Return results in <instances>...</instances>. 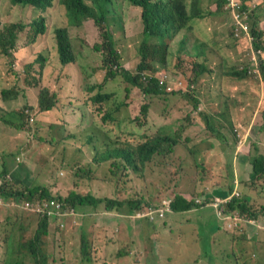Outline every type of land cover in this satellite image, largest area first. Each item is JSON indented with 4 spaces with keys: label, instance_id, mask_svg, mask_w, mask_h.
Instances as JSON below:
<instances>
[{
    "label": "rangeland",
    "instance_id": "obj_1",
    "mask_svg": "<svg viewBox=\"0 0 264 264\" xmlns=\"http://www.w3.org/2000/svg\"><path fill=\"white\" fill-rule=\"evenodd\" d=\"M59 1L47 5L46 10H38L23 5L13 8L6 5L3 8L5 0H0V29L5 24L21 22L28 26L22 33H31L34 27L32 22L35 23L40 16V23L44 22L47 28L38 43H34L37 53L46 38L50 45L49 34L55 27H67ZM153 1H162L166 5L172 2ZM119 2L122 10L114 18L123 36L117 49L121 52V67L133 72L139 62L142 10L130 5L127 0ZM250 2L260 10L259 25L262 29L261 38L264 39V0ZM198 7L204 10V16L189 21L184 28L190 26L192 29L187 33L183 31L169 41L168 65L156 71V77L165 83L163 95L144 98L139 91L132 94L134 103L131 112H139V105L148 102L149 120L154 124L142 129L135 128L129 123L131 114L127 108L117 115L120 126L114 128L121 127L131 132L132 138L126 140L129 143L108 140L105 147L103 134L95 133L90 111L83 104L81 71H77V66L57 71L59 66L50 63L53 67L46 66L40 70L35 63L31 73L32 83L28 87L24 85L23 91L22 86L14 87L16 83L13 78L4 83L8 78L0 75L3 88L14 87L18 92L15 101L7 99L8 106L3 105L0 97V107L4 106L0 109V158L6 163L23 167L30 175L39 176L16 185L10 180L8 171L0 174V190L4 186L6 189L0 192L9 195L8 206L0 208V264H14L20 257L24 264H37L21 245L34 236L39 218L44 213L40 208L15 205V200L22 199L11 194L26 188L44 186L58 196V192H55L57 185L82 197L91 195L97 200H109L123 205L111 210L107 209L105 203L78 204V209L72 208V205L65 208L62 216L56 218L62 225L61 230H56V223L49 226V234L43 238L42 247L39 248L47 257V264H85L81 260L84 238L92 259L90 264H211L205 253L221 251L223 255L234 252L235 257L220 260L216 264H264V179L256 181L253 188H246L242 182L250 170L248 162H245L247 156L254 153V146L260 147L257 154H264V130H261L264 125V85L257 91L250 82H239L227 76L232 68L249 65L250 60L255 61V65L260 68V51L254 52L247 38L235 36V40L227 32H222L224 28L230 29L232 24L228 19L230 14L223 7L220 15L211 14L217 10L216 1L199 0ZM233 17V24L241 22L242 18L238 14ZM68 27L74 34H81L80 38L74 39L73 47L75 52H85L84 70L91 72L98 68L101 58L94 48L102 43V39L92 24L85 23L80 28ZM115 34L119 35V32ZM184 34L185 40L178 41L179 36ZM36 56L31 54L28 58L35 60ZM16 58L6 56L3 61ZM49 58L57 61L53 54ZM26 62L16 60L15 69L20 75L29 68L24 65ZM195 64L205 66L210 72L204 73L194 85L189 86V91L194 90L199 100L197 109L193 111V104L183 96V99H178L167 93L173 90L175 79L189 81V70ZM174 65L180 72L174 74ZM249 67L252 69V65ZM184 71H188L187 75H184ZM121 80L120 76L117 82ZM43 89L58 90L62 98V102L53 111H40L38 100ZM1 90L4 89L0 88V94ZM122 92L118 94L117 102H126L131 96L123 89ZM26 100L33 106L31 118L36 113L42 120H38L39 124L33 123L31 131L12 130L11 124L3 118L19 123V114L10 111L23 107ZM111 105L115 109V104L111 102ZM21 111L28 112L24 108ZM51 121L65 124L69 132L85 127L89 133L86 138L94 136L92 142L83 139V135L76 137V140L69 137L64 139V131H61L63 126L59 125L56 130L51 127ZM96 122L102 125L99 119ZM111 132L114 133V130L111 129ZM15 133L21 137L13 145ZM173 135H176L177 144H169L173 148L170 153H154L144 161L139 153L132 154V150L137 151V145L147 136L150 139L145 147L152 144L153 137ZM94 147H98L99 152ZM115 149L126 151V154L131 155L133 163L129 164L124 157L102 160V156L105 157ZM231 183L232 188H238L241 195L249 197L248 207L251 211L260 215L257 223L260 230L254 234L247 236L245 231L235 230L232 221L219 217L216 210L207 203L197 212L165 218L172 213L170 202L176 195L186 194L196 199L201 192L224 188ZM63 194L66 192L63 191ZM131 201L141 202L142 206L139 209L131 208ZM155 205L165 207L160 213L162 217L155 216L154 220H149L144 215L146 210L136 216L144 206ZM12 207L16 208L14 212ZM164 218L166 224L162 221ZM172 218L175 220L174 225ZM181 219V223L176 222ZM213 237L216 238L215 242ZM125 251L132 253V257Z\"/></svg>",
    "mask_w": 264,
    "mask_h": 264
},
{
    "label": "trees",
    "instance_id": "obj_2",
    "mask_svg": "<svg viewBox=\"0 0 264 264\" xmlns=\"http://www.w3.org/2000/svg\"><path fill=\"white\" fill-rule=\"evenodd\" d=\"M53 1L54 0H5V3L2 5L3 8H5L6 5H9L12 8L23 5L24 7L31 6L36 9L46 10V6L53 5ZM171 1L172 2L167 3V5L162 1L157 2L153 0L128 1L129 4L134 7H142V14L140 16V20L142 22V33L140 34L141 46L139 48V62L135 66L133 72L127 71V69L124 70V68L121 67V52H119L117 49L118 44L122 41L121 38L123 36L119 27L116 26L117 19L114 18L119 10H122V4L119 2V0H60L59 4L60 7H62V14L67 17L70 26L80 28L84 27L85 23H91L95 32L102 39L101 44H94V50L100 55L99 59L101 58L98 63L99 67L91 72H86L84 70L85 63L83 62V57L85 52H75L73 47L74 39L80 38L81 34L80 32L74 34L68 27L69 25L64 28L55 27L54 30L49 34L50 45L48 44L46 38L45 44L41 45L42 49L36 53L34 43H38L40 37H42L41 35L47 28V25L44 22L40 23V18H38L35 23H33L34 21L32 22L34 27L31 30V33H29L30 31L26 34L22 33L28 26L21 22H14L2 26L0 29V75H2L3 78H8L4 83L8 82L10 78H13V81L16 83L14 84V87L22 86L23 91L24 85L28 87V85L32 83L31 73L35 69V63L39 65L40 70H44L46 66H52L51 64H57L59 66L57 71H61L64 67L73 65L77 66V71H81L80 89L83 94V104L87 106L90 111V117L92 125L95 127V133L98 135L103 134L105 147L108 140L129 143L126 140L129 139V137L132 138L133 134L127 130H123L121 127L114 128L115 126H120V119L117 115H119L122 110L127 108L131 114L129 123L135 128L142 129L154 124L149 120L150 115L148 114V102L144 101L141 105H139V112H131L130 108L134 103L132 100V94H134L136 91H139L144 98L147 96L163 95L165 83L156 77V71L157 69L168 65V62L166 61L170 47L169 41L172 40L174 36L177 37L178 34H182L183 31H186L185 33L190 31L192 29L190 26L184 28V26L189 21H192L194 18H202L204 16V10H201L198 7L199 0ZM214 1L217 2V10L211 12V14L214 16L220 15L222 13V7L226 13L230 14L228 19L232 25L230 26V29L224 28L222 32H227L236 40V32L233 29L234 11L229 5V1L210 0V2ZM241 2H244L245 10L249 11V19L246 18V21L250 23V20L254 19L253 22H251V32L252 37L254 38L252 41V50L256 53L260 51V53H258L260 54L259 58L261 61L259 62L260 68L257 66V72L261 74V80L264 82V39L261 38L262 30H258V26L253 24L257 22L254 16L260 17V11L251 4L250 0H241ZM244 8L240 10L241 13H245ZM6 11L8 10H4V12ZM91 21H93V23ZM121 22L124 23L123 18H121ZM115 32H119V35L115 34ZM85 38L87 40L89 39L86 34ZM184 40L185 34L179 36L178 41ZM200 46H202V43H200ZM31 54L37 55L35 60H30L28 58ZM50 54H53L57 61H51L49 58ZM6 56L18 58L15 60L3 61ZM195 57H197V54ZM16 60L28 61L24 65L29 68L22 71L21 75L19 74L18 70L15 69L17 66ZM250 62L251 63L249 65L253 63V60H250ZM246 66L239 67V69L237 67L232 68L227 76L238 80L239 82H244L245 80L258 81V76L256 74L247 72ZM52 67H50L49 70ZM173 72L174 74L178 73L180 72V69L174 65ZM208 72L210 71L203 65H192L191 69L189 70L190 76L188 77L189 81H187L186 88L179 86L177 84L178 79H175L173 90L167 94L175 95L178 99H183V96L187 102L193 104V111L196 110L199 100L196 98L194 90L189 91V86L194 85L193 83H195L197 79H199L204 73ZM187 73L188 71H184V75H187ZM120 76L122 77V80L117 82ZM172 76L177 78L175 75ZM222 76L225 77L226 75ZM180 79L183 80V77L180 76ZM1 80L2 79H0V88L4 90H1L2 94H0V97L3 105L8 106L7 99L16 100L18 92L14 87H12V89L3 88ZM20 80H23V82ZM116 86H119L121 89H117ZM122 89L125 90L127 95L131 96L128 97L126 102H124V100L117 102L116 98L120 91L122 92ZM61 102L62 98L58 93V90L43 89L40 92L38 104L41 112L53 111ZM111 102L115 104V109L112 108ZM4 106L0 107V109H3ZM22 108L28 112L24 113L21 111ZM11 112H14L15 115L19 114V117L21 118L19 123H12L11 121H8V118H3L5 122H9V124H11L12 130L31 131L34 128V124H39L38 120H41L36 113L31 118L33 106L29 105L27 100L23 104V107L14 109L10 111V113ZM262 115L264 118V111ZM97 119L102 122V125L96 122ZM109 121L111 122L109 123ZM59 125H62L64 128L61 130L64 131L62 134L63 138L69 137V139L76 140V137L79 135H83L84 137V134L88 133V130L85 129V127L69 132L67 131L66 125L63 123L52 122L51 127H55L57 130ZM111 129L114 130V133L111 132ZM261 130H264V125L262 126ZM93 137L94 136H92V139ZM175 137L176 135L153 137L151 140L152 144L150 146L145 147V144L149 143L148 139L145 143L137 145L139 146L138 150H132V154L135 152L139 153V157L142 159V161H144L149 155L154 153H170L172 152L173 148H170L169 144H177V139ZM50 142L52 143V141ZM254 143L258 145L256 141H254ZM259 149V146H254V153L250 156H247L245 163L248 162L250 170L246 173L247 178L243 177L242 180L246 188H253L256 181L264 179V154H257L260 152ZM126 153V151L115 149L106 154L105 157L102 156V160L105 159L106 161L111 158L124 157L127 158L129 164H132L133 161L131 159V155L129 156ZM229 186L212 189L208 193L211 194L212 192H215L216 195L217 193L223 191L226 193V196H230L233 194L235 189L238 190V188H232V183ZM2 189H5V186ZM2 189L0 191H2ZM238 191L239 197H232L230 202L222 205L220 208L213 204L214 199L211 200L209 195L206 193H200L198 195V198L200 199L199 201H194L195 198H192L188 195H186V197L176 195L175 198L170 202V209L172 213H169L165 218L168 216H174L175 214L188 215L189 213L197 212L199 209L206 206L204 203H207L216 210L218 216L222 219L233 220V217H228L229 215L226 214L238 212L240 217L243 219L256 220L258 215L253 213L251 211L252 209L248 207L249 197L246 195H241V191ZM11 195L16 198L21 197L22 201L25 200L24 202H33L34 204H43L48 200L60 198L64 203L65 208H68L72 205V208L76 209L80 207L78 204L97 205L99 203H105L107 205V209L109 210H111L113 207H119L123 205V203H117L109 200H97L91 195L82 197L80 194L75 192H71L67 198H63L59 195L55 196L47 187L44 186L35 187L33 189L26 188L21 192H16V194L12 193ZM201 195H204L208 198L201 197ZM215 195H212V197ZM2 197L5 199L3 201V205H6L9 199L8 193L2 192ZM129 205L131 208L136 209H139L142 206L141 202L134 201H131ZM149 208L151 210H158V208L154 206H149ZM149 208H147V212L151 211ZM58 217H60L59 214ZM165 218L162 221H164L166 224L167 222ZM39 219L40 222L38 229H36L34 236L29 239L28 242L22 245V247L27 248L28 251H30L32 259L37 264H47V257L44 255L42 248L40 251L39 248L40 246L42 247L43 238L49 234V226L56 223V230L60 231L62 225L57 222L55 216H47L45 213L41 214ZM171 221L172 225H174L175 220L172 218ZM182 221L183 219L177 220L176 222L181 223ZM21 230H23V228H21ZM212 240L215 242L216 238L213 237ZM81 251L83 254V263L90 264L92 259L91 255L88 253L85 238L83 239ZM125 253L129 257H132L133 255L128 251H125ZM205 254L210 260L211 264H216L223 259L230 260L232 257H235L234 252H227L224 255L223 251L220 253L206 252ZM22 259L23 258L20 257L19 260L14 264H24ZM212 260H214V262H212Z\"/></svg>",
    "mask_w": 264,
    "mask_h": 264
},
{
    "label": "clouds",
    "instance_id": "obj_3",
    "mask_svg": "<svg viewBox=\"0 0 264 264\" xmlns=\"http://www.w3.org/2000/svg\"><path fill=\"white\" fill-rule=\"evenodd\" d=\"M55 1V0H54ZM54 1H53V3H54ZM129 0H127V2H128ZM240 1V3H241V8H240V10L242 9V8H244V2H241V0H239ZM245 1V0H244ZM129 3V2H128ZM31 7V6H30ZM137 8V7H136ZM47 9V8H46ZM140 9L142 10V7H140ZM38 10H40V9H38ZM244 10H245V8H244ZM61 11V10H60ZM234 11V14H239V16H241V22H236L234 25H233V29L235 30V36H243V37H245V38H247L250 42H251V44H253L252 43V41H253V37H252V32H251V29H252V23H248V21H246V18H248L249 19V11L248 10H245V13H241L240 11H236L235 12V10H233ZM61 14H62V11H61ZM62 16L64 17V23H66L67 24V26L68 25H70L69 23H68V20H67V17L64 15V14H62ZM141 16V15H140ZM40 16H38V18H39ZM260 18V17H259ZM252 38V39H251ZM252 65V69L249 67V65H247L246 66V69H247V72H249V73H253V74H256L257 76H258V78H259V80L258 81H256V82H258L259 84H263L264 85V82L261 80V74H259V72H257L258 71V68H257V65H255V61H253V63L251 64ZM181 81V80H180ZM182 82V87L183 88H186V86H187V82H184V81H181ZM81 90V89H80ZM38 117H39V114H38ZM40 119V118H39ZM42 120V119H41ZM57 123V122H56ZM67 128V127H66ZM86 135H89V133H86V134H84V137H83V139L85 138V139H88V141L87 142H92V136H90L89 138H86ZM144 138V137H143ZM64 139H67V138H64ZM148 139H150L148 136H147V138L145 139V140H143V141H141L140 143L142 144V143H145ZM105 142V141H104ZM94 149L97 151V152H99V148L98 147H94ZM6 168L4 167V169H3V172L2 173H6ZM61 188V187H60ZM61 190H62V192L63 191H65L66 192V194H64V195H60V194H58L59 196H61V197H63V198H67L68 196H69V194L72 192V191H68L67 189L65 190V189H62L61 188ZM236 194H238V196H236ZM0 200H1V204H0V207L3 205V197H2V192H0ZM214 197V196H213ZM212 197V199H214V201H213V204L215 203V201L216 200H218V201H220V203L217 205V207H221L222 205H224V204H226V203H228V202H230V199L232 198V197H239V191L237 190V189H235L234 190V192H233V194L232 195H230V196H225L224 198H220V197H216V198H213ZM211 199V200H212ZM55 200H59L61 203H62V205H61V209H60V217H61V214L63 213V211H64V209H65V206H64V203L61 201V199L59 198V199H55ZM200 199L199 198H196V199H194V201H199ZM27 202H24V204H22V206L25 208V204H26ZM30 203H33V202H30ZM34 204V203H33ZM38 204V203H37ZM154 207H156V208H159V207H161V206H157V205H155ZM147 208H149V206L148 207H143L142 208V210L141 211H139V212H137L136 213V216L138 217L139 215H140V213H143V210L145 211ZM145 213V212H144ZM226 215H229L228 217H233V220H230V222L233 224V228L235 229V230H238V231H245V234L248 236V235H252V234H254L255 232H257V231H259L260 230V227L257 225V223L259 222V219H260V215H258V217H257V219L256 220H247V219H243V218H241L240 217V215L238 214V212H234V213H229V214H226ZM57 218H59V217H57ZM253 228L254 230L251 232V234H249V228ZM242 235V234H241ZM21 247H22V245H21ZM25 249H27V248H25ZM28 250V249H27ZM29 254H30V251H29ZM31 256V255H30ZM81 260H82V258H81Z\"/></svg>",
    "mask_w": 264,
    "mask_h": 264
},
{
    "label": "crops",
    "instance_id": "obj_4",
    "mask_svg": "<svg viewBox=\"0 0 264 264\" xmlns=\"http://www.w3.org/2000/svg\"><path fill=\"white\" fill-rule=\"evenodd\" d=\"M260 11V10H259ZM260 14V13H259ZM255 20L257 21L256 23H253V24H256L258 26V30H262L260 29V18L259 16H254ZM254 19L250 20V23L253 22ZM249 23V22H248ZM263 28H264V25H263ZM245 81H248V80H245ZM250 82V84H253L254 85V88L255 90H259L261 87H263V84H259L258 82L256 81H248ZM256 92V91H255ZM15 101V100H14ZM4 126V125H3ZM6 127V126H4ZM8 134L9 131H8ZM19 136L21 137V135L15 133L14 137H13V145H15V143L17 142ZM16 165V166H15ZM17 164H13V163H6V161H3L1 158H0V174L3 172V169L4 167L6 168V170L8 171V174L10 175V180L13 181L16 185H19V182L21 183H25L26 181H29L31 178L32 179H36L37 176L36 174L34 175H30L28 174V172L26 171V169H24L23 167L21 166H18ZM17 167V168H16ZM27 186V185H26ZM28 187V186H27ZM212 189H210L211 191ZM209 191V192H210ZM55 192H58V194L60 195H64L60 186L57 185V187L55 188ZM201 193H206L209 195V198L212 199V195H215V192H212L211 194H209L208 192L204 191V192H201ZM182 196V195H181ZM184 197H186V194L183 195ZM189 196V195H188ZM226 196V193L221 191L219 193H217L213 198H216V197H220V198H224ZM201 197H204V198H208L204 195H201ZM5 199L3 198V201ZM25 201V200H24ZM24 201H21V200H18V201H14V204L15 205H22L24 203ZM20 202V203H19ZM9 203V201H7L6 205H2L0 208L4 207V206H8L7 204ZM19 203V204H18ZM12 211L14 212V210L16 208L12 207ZM11 211V212H12ZM254 229L253 228H249V234H251V232L253 231ZM180 252H178L177 254H179Z\"/></svg>",
    "mask_w": 264,
    "mask_h": 264
},
{
    "label": "built area",
    "instance_id": "obj_5",
    "mask_svg": "<svg viewBox=\"0 0 264 264\" xmlns=\"http://www.w3.org/2000/svg\"><path fill=\"white\" fill-rule=\"evenodd\" d=\"M228 1H229L230 7H232V9L235 10V12L240 11L241 3L239 0H228ZM177 84L182 87L181 81L178 80ZM236 196H238V194H236ZM1 203L2 202L0 200V204ZM219 203L220 201L216 200L214 205L217 206ZM61 205L62 203L59 200L51 199L48 202H44L43 204H40V203L33 204L30 202H27L25 204V207L40 208L43 211V213L47 214V216H55L57 218L58 214H60ZM163 209H165L163 205H161V207H159L158 210L150 209L151 211L147 212V209H146V212L144 213V215L147 217V219L154 220L155 216L162 217L160 213H161V210ZM168 209H169V205H168Z\"/></svg>",
    "mask_w": 264,
    "mask_h": 264
}]
</instances>
